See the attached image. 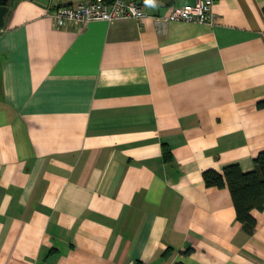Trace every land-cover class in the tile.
Segmentation results:
<instances>
[{
	"label": "crops",
	"instance_id": "1",
	"mask_svg": "<svg viewBox=\"0 0 264 264\" xmlns=\"http://www.w3.org/2000/svg\"><path fill=\"white\" fill-rule=\"evenodd\" d=\"M91 1H8L0 264H264V209L247 234L202 178L264 149V0H215L213 24L156 21L195 0L66 27L47 12Z\"/></svg>",
	"mask_w": 264,
	"mask_h": 264
},
{
	"label": "built area",
	"instance_id": "2",
	"mask_svg": "<svg viewBox=\"0 0 264 264\" xmlns=\"http://www.w3.org/2000/svg\"><path fill=\"white\" fill-rule=\"evenodd\" d=\"M215 0H195L191 4L175 6L167 15L156 17L157 22L190 21L213 24L215 16L212 6ZM48 15L57 27L82 25L94 20L112 22L115 20L145 16L142 6L136 0H92L76 6L48 8Z\"/></svg>",
	"mask_w": 264,
	"mask_h": 264
},
{
	"label": "trees",
	"instance_id": "3",
	"mask_svg": "<svg viewBox=\"0 0 264 264\" xmlns=\"http://www.w3.org/2000/svg\"><path fill=\"white\" fill-rule=\"evenodd\" d=\"M257 106L264 108V99L259 100ZM253 163L254 169L247 172L236 163L225 166L222 172L214 169L202 172L206 187L229 190L237 220L247 234H251L256 226L252 211L264 209V149L254 156Z\"/></svg>",
	"mask_w": 264,
	"mask_h": 264
},
{
	"label": "water",
	"instance_id": "4",
	"mask_svg": "<svg viewBox=\"0 0 264 264\" xmlns=\"http://www.w3.org/2000/svg\"><path fill=\"white\" fill-rule=\"evenodd\" d=\"M9 0H0V27L4 25V17L8 10Z\"/></svg>",
	"mask_w": 264,
	"mask_h": 264
}]
</instances>
